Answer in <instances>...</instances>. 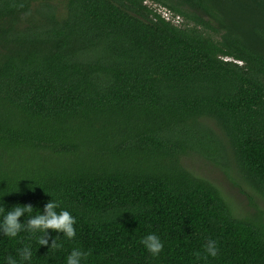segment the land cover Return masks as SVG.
<instances>
[{"label": "trees", "instance_id": "16d2710c", "mask_svg": "<svg viewBox=\"0 0 264 264\" xmlns=\"http://www.w3.org/2000/svg\"><path fill=\"white\" fill-rule=\"evenodd\" d=\"M225 147L264 198V0H0V264H264L262 212L182 163ZM52 200L71 237L32 235Z\"/></svg>", "mask_w": 264, "mask_h": 264}, {"label": "rangeland", "instance_id": "374dc122", "mask_svg": "<svg viewBox=\"0 0 264 264\" xmlns=\"http://www.w3.org/2000/svg\"><path fill=\"white\" fill-rule=\"evenodd\" d=\"M180 21L178 25L183 19ZM212 131L220 135L218 128H212ZM182 163L197 176L215 184L238 216L262 212L264 221V198L241 174L228 147L213 156L191 152L182 157Z\"/></svg>", "mask_w": 264, "mask_h": 264}, {"label": "clouds", "instance_id": "9594fccd", "mask_svg": "<svg viewBox=\"0 0 264 264\" xmlns=\"http://www.w3.org/2000/svg\"><path fill=\"white\" fill-rule=\"evenodd\" d=\"M56 205V201L52 200L48 203L46 206L48 209L47 215L40 214L39 212L34 216L29 224L33 228L32 235H36V228L39 227L41 232L46 230L48 227H53L56 229H64L66 230V234L68 237H71L73 235V229L71 227L73 218L70 216V214L67 211H61L59 215H57L53 208ZM0 211H3L2 208H0ZM22 211H28L30 214L33 212V207L31 205H23V206H15L12 210L7 211L3 215L2 222L5 225V231L10 237H17L19 230L23 227L22 224H20L17 221V217H19L22 213ZM38 244H44L47 243V241L43 238L42 235L37 237ZM143 242L147 245L148 249L151 250L153 253L158 251L161 247V244L158 242L154 234H150L147 236L146 239L143 240ZM28 245H25V250H27ZM57 245L53 243L52 248H56ZM208 253L211 256L216 255V248L212 246L210 243L208 245ZM79 255V253L73 251L70 256L67 258L66 264H77L76 257ZM28 258L25 255H21L19 258V264H23L24 260ZM5 264H18V261L14 259L12 256H8L6 258Z\"/></svg>", "mask_w": 264, "mask_h": 264}, {"label": "built area", "instance_id": "2783aa9c", "mask_svg": "<svg viewBox=\"0 0 264 264\" xmlns=\"http://www.w3.org/2000/svg\"><path fill=\"white\" fill-rule=\"evenodd\" d=\"M154 7H157V5H154ZM157 11L159 13H161L163 15V17H165L167 20L178 21L181 19L180 16H176V18H174L172 12H170L169 10H167L164 7H158Z\"/></svg>", "mask_w": 264, "mask_h": 264}]
</instances>
